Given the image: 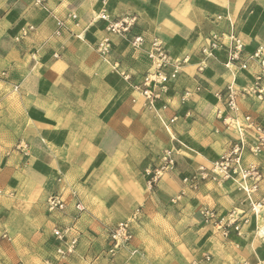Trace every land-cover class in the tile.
<instances>
[{
	"label": "crops",
	"instance_id": "0c3cea01",
	"mask_svg": "<svg viewBox=\"0 0 264 264\" xmlns=\"http://www.w3.org/2000/svg\"><path fill=\"white\" fill-rule=\"evenodd\" d=\"M103 11L111 19L137 15L144 48L110 34L98 21ZM28 26L35 32L17 42ZM231 35L246 54L264 48V0H0V264H38L42 249L45 259L54 252L53 230L70 227L80 246L66 264H107L108 228L140 207L132 246L139 254L122 251L113 264H261L264 215L249 202L264 199V180L250 196L232 181L210 179L197 190L184 183L235 143H255L245 117L264 127V103L243 98L232 112L216 97L229 85L251 87L258 72L254 64L247 72L227 67ZM107 37L112 52L104 60L96 46ZM214 38L225 47L210 51ZM154 39L172 60L187 62L151 110L135 87L151 68ZM167 152L174 169L151 188L145 172L162 166ZM245 159L264 173V154ZM71 191L86 213L70 205L50 215L46 200ZM203 208L218 217L235 211L240 233L205 223Z\"/></svg>",
	"mask_w": 264,
	"mask_h": 264
},
{
	"label": "built area",
	"instance_id": "2783aa9c",
	"mask_svg": "<svg viewBox=\"0 0 264 264\" xmlns=\"http://www.w3.org/2000/svg\"><path fill=\"white\" fill-rule=\"evenodd\" d=\"M36 5L44 6L46 0H35ZM68 19L76 22L77 16L70 14ZM98 21L107 23V31L115 36H118L130 43L135 49H143L146 40L141 35H136L134 30L138 26L139 18L137 15H123L117 19H111L106 11L98 15ZM59 28L65 27L64 21H59ZM78 26V23L75 24ZM35 27L28 26L22 30V37L17 38V42H21L25 37L35 32ZM60 35V31L57 32ZM231 46L228 48L229 56L227 67L238 64L242 71H249L251 65L254 64L258 68V72L254 75V83L249 88L240 89L234 85H229L225 93L216 94L218 99H225L226 107L232 112L239 111V101L243 98H252L256 101L264 103V48L259 47L254 53L246 54L245 45L242 40L236 36H230ZM225 47L219 44L217 39L212 40L210 51L221 49ZM96 50L98 54L107 60L112 52V42L110 38H104L100 41ZM147 56L152 65L144 77L142 86L135 87L139 95L144 98L146 107L151 110H156V103L162 98L163 94L168 91V84L175 81L182 69V66L187 62L174 61L171 59L164 43L159 39H154L150 43L147 51ZM59 57L58 54L55 55ZM173 66L174 70L167 73L166 69ZM6 77V73L2 74ZM129 80L128 75L124 76ZM190 97L189 93H185L181 98L182 105L186 104ZM167 106H164L166 109ZM248 128L254 134V144H249L243 140L235 143L231 149L225 152L218 161L214 162L210 169L201 167L192 177L184 180L185 185L191 190H197L203 182L210 179L217 183H224L232 181L237 184L239 191L247 195H253L260 190L261 183L264 180V173L261 167L257 164L247 163L245 156L249 152L252 156L258 157L264 154V127L256 123L251 116L245 117ZM163 165L152 169H147L145 174L148 177V184L151 188L157 185L165 176L166 172L174 169L175 161L172 158V153L167 152L163 157ZM59 183L63 179L58 180ZM5 196V191L0 187V200ZM70 205H73L74 210L78 215L86 213V207L79 195L71 191L70 198L65 199L61 193L51 195L46 200L47 212L50 215L61 213L65 214ZM250 209L255 216L264 215V199L259 202H249ZM201 214L205 223H213L224 230L228 234L230 229L234 228L237 233H240L239 215L233 211L227 217H218L215 211L208 208H203ZM142 208L136 209L132 217L126 221L117 223L107 230V245L101 256L110 264L115 263L117 257L122 251L130 250V256L139 254V251L132 249L133 243L136 239V227L142 220ZM248 221H245V224ZM53 236L56 241L54 252L46 257L44 264H66L67 261L75 256L80 246V236L75 233L73 227L67 229L55 228ZM7 238V236H3ZM264 240V236H263ZM207 262L210 257H206ZM238 264H248L240 262ZM264 264V261L261 263Z\"/></svg>",
	"mask_w": 264,
	"mask_h": 264
},
{
	"label": "rangeland",
	"instance_id": "374dc122",
	"mask_svg": "<svg viewBox=\"0 0 264 264\" xmlns=\"http://www.w3.org/2000/svg\"><path fill=\"white\" fill-rule=\"evenodd\" d=\"M48 244V242H47ZM46 253H47V249H42L39 254H38V264H44V260H45V256H46ZM48 257V256H47ZM102 260L105 261L107 264H110L108 263L103 257H102ZM19 264H23V263H19Z\"/></svg>",
	"mask_w": 264,
	"mask_h": 264
}]
</instances>
